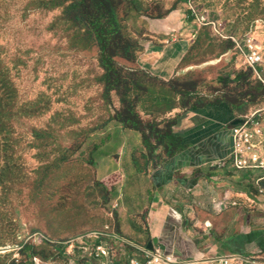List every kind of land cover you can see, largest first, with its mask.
I'll list each match as a JSON object with an SVG mask.
<instances>
[{
	"label": "rangeland",
	"instance_id": "rangeland-1",
	"mask_svg": "<svg viewBox=\"0 0 264 264\" xmlns=\"http://www.w3.org/2000/svg\"><path fill=\"white\" fill-rule=\"evenodd\" d=\"M108 1L135 48L133 61L116 59L125 85L110 98L78 0H0V121L8 129L0 134V264H149L147 248L122 239L116 227L117 217L129 223L123 212L134 210L132 195L118 200L124 185L110 193L99 182L144 159L135 155L141 132L115 121L126 106L157 145L150 125L164 130L187 110L227 101L240 125L256 123L249 130L261 132L264 154V97L245 96L250 85L264 84V0ZM166 27L171 32L153 35ZM181 45L187 48L171 78L141 65L152 61L150 47L154 56ZM252 50L263 60L253 67L246 62ZM172 54L157 62L170 64ZM164 151L158 146L160 157ZM147 190L140 205L149 202Z\"/></svg>",
	"mask_w": 264,
	"mask_h": 264
},
{
	"label": "crops",
	"instance_id": "crops-1",
	"mask_svg": "<svg viewBox=\"0 0 264 264\" xmlns=\"http://www.w3.org/2000/svg\"><path fill=\"white\" fill-rule=\"evenodd\" d=\"M170 30L166 27L164 32L151 33L159 39ZM186 48L174 46L154 56L149 50L152 61L141 65L152 75L169 79ZM145 53L149 56L147 50ZM172 53L178 56L170 59V64L157 62L166 54L171 58ZM236 121L234 107L226 102L187 110L167 122L173 124L172 135L183 147L176 156L169 158L164 151L166 155L160 157L157 150L150 153L143 145L135 153L144 158L142 163L137 160L126 173L116 171L99 181L110 193L124 185L118 200L125 198V191L132 195L134 210L123 212L129 223L123 224L117 217L122 239L145 247L158 239L155 251L160 250L179 264L214 261L229 255L260 258L262 255H254L264 254V207L248 203L257 195L254 183L264 172L235 169L231 140ZM131 178L133 186L128 185ZM239 178L247 179L253 191L242 190ZM146 190L149 202L140 205ZM115 206L119 209L118 204ZM129 235L142 242L127 238Z\"/></svg>",
	"mask_w": 264,
	"mask_h": 264
},
{
	"label": "trees",
	"instance_id": "trees-1",
	"mask_svg": "<svg viewBox=\"0 0 264 264\" xmlns=\"http://www.w3.org/2000/svg\"><path fill=\"white\" fill-rule=\"evenodd\" d=\"M76 7L80 8L83 21L88 25L98 45L100 51V65L105 72L104 82L106 93L110 98L111 93L119 92L120 87L125 85L122 76L123 70L116 63V59L122 58L129 62L133 61L134 56L132 51L135 48L125 41L117 20L116 12L108 0H78ZM174 9L175 6L167 12L171 13ZM232 46H235V42H232ZM245 77L246 74H243L239 75L237 79L242 80ZM263 88L264 84L262 82H258L253 86L250 85L245 96H254L255 100L264 97V93H262ZM217 102L218 105L225 102L229 103L221 100ZM205 106L207 105L194 108H203ZM115 121L128 130L141 132L144 145L150 153L155 152L158 146H163L164 149H166L168 157L173 158L183 149L181 143L179 144L172 135L173 124H167L164 130L150 125L147 130L151 133V138L156 140L157 145L151 144L149 141L150 136L147 135L143 123L135 112L134 107L126 106L123 110L117 112ZM3 125L4 122L0 121V134H6L8 131ZM27 248L31 249L30 246H27Z\"/></svg>",
	"mask_w": 264,
	"mask_h": 264
},
{
	"label": "built area",
	"instance_id": "built-area-1",
	"mask_svg": "<svg viewBox=\"0 0 264 264\" xmlns=\"http://www.w3.org/2000/svg\"><path fill=\"white\" fill-rule=\"evenodd\" d=\"M262 57L259 51L252 50L251 54L247 56L246 62L249 66L253 67L260 65L262 63ZM256 125L251 119L246 123L235 127V169L238 172L242 171H256L260 170L264 172V154L260 150V144L256 141L261 135V132L256 130H249V126L253 127ZM254 186L257 190V195L253 200L248 201L250 205H254L257 208L264 207V175L260 177ZM238 207V204H234ZM102 249V248H101ZM99 250V248H98ZM146 252V258L152 259L149 264H157L158 262H163L167 264H179L174 261L172 257H166L161 253L160 250L150 251L144 250ZM104 253V252H103ZM99 254H97L98 256ZM218 264H264L259 261L258 258H244L238 255H229L227 257L218 258L214 260ZM132 264H141L137 260H132Z\"/></svg>",
	"mask_w": 264,
	"mask_h": 264
},
{
	"label": "water",
	"instance_id": "water-1",
	"mask_svg": "<svg viewBox=\"0 0 264 264\" xmlns=\"http://www.w3.org/2000/svg\"><path fill=\"white\" fill-rule=\"evenodd\" d=\"M188 16H190V22H193L194 20H196V16H194V11L193 10H188ZM242 122L241 121H236L235 122V127L239 126ZM231 144L232 147L235 148V136L232 137L231 140ZM159 244V240L158 239H154L153 241H151L150 243L147 244V250L150 251H155L156 246Z\"/></svg>",
	"mask_w": 264,
	"mask_h": 264
}]
</instances>
